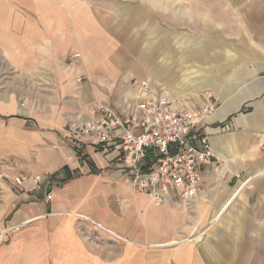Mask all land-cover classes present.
<instances>
[{"label": "crops", "instance_id": "crops-1", "mask_svg": "<svg viewBox=\"0 0 264 264\" xmlns=\"http://www.w3.org/2000/svg\"><path fill=\"white\" fill-rule=\"evenodd\" d=\"M191 1L103 10L56 0L34 16L0 12L2 56L15 71L1 76L0 172L50 174L53 194L46 210L41 194L18 197L0 178L1 225L67 214L103 227L96 221L107 209L135 204L141 195L115 154L72 141L67 124L87 118L96 100L122 107L134 82L148 81L182 105L215 103L204 123L213 162L190 201L204 216L195 224L211 227V264H264V0ZM218 231L226 238L215 240Z\"/></svg>", "mask_w": 264, "mask_h": 264}, {"label": "rangeland", "instance_id": "rangeland-1", "mask_svg": "<svg viewBox=\"0 0 264 264\" xmlns=\"http://www.w3.org/2000/svg\"><path fill=\"white\" fill-rule=\"evenodd\" d=\"M69 1L75 6L89 4L95 8L102 6L103 10H113L115 2L131 5L145 0ZM148 1L152 6L170 5V9L179 6L178 0ZM51 3L57 2L0 0V12L5 9L21 10L23 15L29 17L36 15L40 9L48 7ZM195 3L201 4V1L192 0L186 5L189 7ZM156 9L160 10L158 7ZM2 36L3 34H0V84L2 75L15 72L2 56ZM126 99L129 97L122 98L121 103ZM113 100L115 99L96 102L112 103ZM123 180L129 185L125 177ZM201 191L202 186L199 193ZM133 192L141 195V198L137 199L139 210L134 208L136 201L131 204L130 199L123 198L121 203L116 204L115 209H107L101 216V221H96L103 227L93 223L94 218L87 220L79 215L67 214L44 215L43 218L11 227L0 224V228L4 230L0 234V264H211L210 251L217 247L212 243L211 227L195 224L196 219L204 217L193 210L195 200L185 203L173 199L171 202L174 204L169 205L172 210L167 211L163 210L164 205L153 203L146 195L134 189ZM108 203L110 205L111 202ZM44 206L48 210L49 204L44 203ZM136 220L137 225L134 222ZM218 232L215 240L226 238V235ZM173 241L180 243L161 246ZM226 244L218 241V249L225 248ZM212 260H217L218 264H226L225 259Z\"/></svg>", "mask_w": 264, "mask_h": 264}, {"label": "built area", "instance_id": "built-area-1", "mask_svg": "<svg viewBox=\"0 0 264 264\" xmlns=\"http://www.w3.org/2000/svg\"><path fill=\"white\" fill-rule=\"evenodd\" d=\"M133 86V97L122 107L95 102L87 118L68 122L67 135L72 141L93 143L102 153H114L134 191L153 203L162 205L173 199L188 203L200 191L201 171L213 162L204 123L215 103L207 100L186 106L148 81ZM202 96L209 98L205 93ZM0 178L13 181L18 197L38 193L44 203L52 201L50 174L10 175L3 170Z\"/></svg>", "mask_w": 264, "mask_h": 264}, {"label": "trees", "instance_id": "trees-1", "mask_svg": "<svg viewBox=\"0 0 264 264\" xmlns=\"http://www.w3.org/2000/svg\"><path fill=\"white\" fill-rule=\"evenodd\" d=\"M64 170H66V168H64ZM52 176H54V175L52 174ZM68 178H70V175L64 174L63 180H67Z\"/></svg>", "mask_w": 264, "mask_h": 264}, {"label": "bare ground", "instance_id": "bare-ground-1", "mask_svg": "<svg viewBox=\"0 0 264 264\" xmlns=\"http://www.w3.org/2000/svg\"><path fill=\"white\" fill-rule=\"evenodd\" d=\"M123 239V238H122ZM174 243V242H173ZM167 244V243H166ZM164 246V245H163Z\"/></svg>", "mask_w": 264, "mask_h": 264}]
</instances>
